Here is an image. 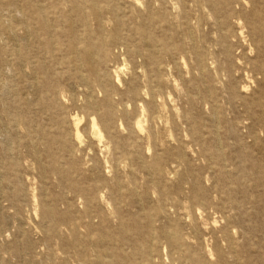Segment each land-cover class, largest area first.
I'll list each match as a JSON object with an SVG mask.
<instances>
[{
	"label": "rangeland",
	"instance_id": "374dc122",
	"mask_svg": "<svg viewBox=\"0 0 264 264\" xmlns=\"http://www.w3.org/2000/svg\"><path fill=\"white\" fill-rule=\"evenodd\" d=\"M134 1L122 0L132 12V7H136L146 16L148 11L139 9ZM208 1L222 9L226 0ZM229 1L236 11L244 5L243 0ZM154 6L163 8L160 3ZM249 9L251 4L245 6V10ZM210 10L198 0H173V6H169L173 30L168 34L177 36L178 44L184 45L182 57L186 66L177 69L173 60H167L164 79L169 78L170 85L159 86L164 100L143 96L156 115L152 120L140 105L135 109L125 95L133 77L141 83L142 90L150 85L145 84L149 62L126 52L131 47L140 54L146 53V38L125 35L128 24L139 26L143 20L115 17V28L120 23L121 32L115 35L114 56L103 61L102 67L122 68L115 95L129 104L126 112L115 103V114L122 116V121L115 119V123L103 117L107 111L105 103L97 110L81 108L78 99L76 104L69 100L71 95L80 96L79 99L82 95L78 89H69L68 85L78 83H68V71H61L59 52L54 53L55 61L38 55L33 64L40 71L55 63L59 70L54 85L66 91L65 97L52 96L45 83L46 75L40 72L35 79L26 81L27 95H22L19 52L24 51L20 36L23 29L18 21L23 15L12 14L5 25L11 30L0 43V60L4 61L0 65V264H50L53 254L64 252L71 257L68 263L75 264L78 258L69 238L57 236L50 229L63 231L70 220L87 211H93L86 217L91 225L81 227V238L95 239L104 227L115 231V236L121 235V225L138 234L164 227L184 242L192 243L195 238L204 241L207 253H212V264L232 261L228 249L231 242L240 264H264V117H251V109L241 101L253 98L263 86L253 83L241 93L247 83L238 62L249 71L255 54L248 44L243 51L234 40L228 46L230 53L225 54L216 29L211 26L219 13L211 17ZM109 21L106 20L105 37H98L104 38L105 43L110 40L113 26ZM152 36L159 39L162 33L153 32ZM33 42L30 36L31 56ZM195 45L207 54L205 71L197 67V55L191 50ZM102 48L94 46L92 50L104 53ZM248 71L246 74L250 75ZM92 117L100 120L103 142L93 136ZM78 120L82 145L76 163L70 160L69 150L79 144L75 138ZM138 121L145 127L143 133L134 128ZM60 163L70 173L80 166L81 176H74L78 181L62 182L53 169ZM155 170H161L162 176H156ZM79 187L82 191L75 194ZM195 192L198 195L193 197ZM202 193L206 194V205L200 200ZM99 196L104 200L102 204H90ZM101 215L106 217L103 224ZM228 220V243L212 242L211 237L221 236ZM195 250L191 252L194 254ZM218 255L225 258L220 261Z\"/></svg>",
	"mask_w": 264,
	"mask_h": 264
},
{
	"label": "bare ground",
	"instance_id": "6f19581e",
	"mask_svg": "<svg viewBox=\"0 0 264 264\" xmlns=\"http://www.w3.org/2000/svg\"><path fill=\"white\" fill-rule=\"evenodd\" d=\"M134 2L139 9L144 8V10L148 11L146 16H144L143 11L135 10L137 9L136 7H132L134 10L132 12L122 0H0V22L2 23H0V43L4 40V36L11 30L10 27H6L5 25L13 17L12 14L23 15L21 20L18 21L23 29V33L20 36L24 51L19 52L21 54L19 79L22 82V95L24 97L27 95L26 81L30 80V78L35 79L37 73L40 72L46 75L45 83L49 87L50 94L54 97L59 95L65 97L66 91L60 85H54L56 83L55 76H57L59 70V68H56L55 63H52L49 69L45 68L40 71L33 64V60L38 55H43L47 60L55 61L54 53L59 52L62 55L60 57L62 64V67L60 64L61 71L63 69L68 71V83L72 84L74 81L78 83L77 85H68L69 89L71 91L78 89L82 95V99H79L80 96L76 97L71 95L69 96V100L76 104L78 99L81 103L80 107L85 109L97 108L99 110V108L101 109L100 105L105 103L107 105L105 111H107L103 117H107L109 120L106 121L110 123H115V119L118 122L122 121V116L115 114V103L126 112L129 110V104L122 103L116 97L114 89L115 83L119 84V81H121L122 68L117 67L115 69V66L110 67L109 65H105L103 69L102 62L109 61L110 57L112 58L114 56L112 48H115V35L121 32V29L119 30L120 23H117L118 26L115 28V17L120 19L122 16H126L132 20L139 18L143 20V24L146 21L144 26L143 24L139 26H130L128 24L125 29V35L130 38L134 35H141L146 38L148 43L146 53L140 54L138 50H134L131 47L126 52L132 57L139 56L146 58V61L149 62L151 67L149 71H146L145 84L148 83L150 85L147 90H142L140 87L141 83L136 77H133L131 82L127 84L125 95L128 102L132 103L135 109L140 105L142 111L147 112L151 120L155 119L154 117L156 115L142 98L144 96V98L150 100H164L165 94L159 86L170 85L169 78L164 79L166 77L164 73L169 66L167 60H173L174 66L177 69H180L181 66L185 68L186 64L182 53L186 49L183 44H178L177 36L168 34L173 30V22L170 20L168 13L169 6H173V0H144L143 2L136 0ZM198 2L203 7L206 6L212 10H210L213 12L211 13V17H214L215 12L219 13V16L216 18V23L211 24V26L214 30L216 29L218 38L223 45L222 50L224 49L225 54L230 53L228 46L232 40L243 51H245L243 48L244 45L248 44L251 48V53L254 52L252 53L255 54L254 58L249 65V71L251 73L247 68L245 70V67H242L240 61L238 62L239 69L243 72V78L247 83V86H243L240 91L241 93L246 92L250 84L253 85V83L262 85L263 89L256 95H253V98H243L241 101L251 109V117L255 115L264 117V0L263 2L261 0H243L244 5H242V9L239 11H236L231 6L229 0L224 1L225 3L222 9L215 8L218 6L213 3L210 5V2H207V0H198ZM156 3H160L163 8L157 9L154 6ZM250 4L251 9L245 10V6ZM258 7L260 10H258ZM125 9H128L129 12L126 13ZM107 19H110L109 22H113V26L109 32L110 40L105 43L104 38L99 40L98 37H105V24ZM143 27H146L149 32H145ZM153 32L162 33V37L159 39L154 38L152 36ZM30 36L34 41L32 56L29 55L31 49L28 48ZM96 41H98V45ZM36 42L39 44H36ZM218 44L221 45L220 43ZM94 46L99 48L103 47L102 49L105 48V52L94 53L92 50ZM191 50L197 55V67L201 71H205L207 68V54L205 52L203 53L198 45L191 47ZM0 65L1 67L4 65L2 59L0 60ZM96 67H98L97 70H95ZM78 71L80 73L85 72L88 76L84 77L83 74H78ZM95 71L97 72L95 73ZM100 71H103L104 74L102 75ZM246 71L250 75H247ZM4 89L6 90V88ZM3 102L6 103L7 100H3ZM3 102L1 107H3ZM212 106L215 107V105ZM216 115L217 112L215 113V117ZM101 120L104 121V118H101ZM91 121L93 136L99 139V142H103L105 136L100 120L92 117ZM79 125L80 120H78L75 131V138L79 144L72 146L69 150L70 160L73 162H76L78 150L82 145V135L79 130ZM134 126L135 130L139 133L145 131V127L141 121L136 122ZM262 127L264 129V126ZM148 135L151 138L153 137L151 132ZM53 169L54 174L62 182L78 181L75 178L76 175L79 174L77 176L79 177L82 174L80 172V166L71 173L65 171L62 163L59 166L53 165ZM155 175L162 176V171L158 170L157 172L155 170ZM79 185L81 184L79 183ZM80 188H76L74 193L78 194L81 192L82 190H79ZM197 195L198 193L195 192L193 197ZM205 196L206 194L202 193L200 197L202 198L200 200L204 201L202 204L206 203L207 198ZM103 201L102 197L99 196L98 201L93 199L90 204H96V202L102 204ZM230 207L232 209L235 208L234 204H231ZM92 212L87 211L78 219L70 220L63 231H59L56 227H51L50 229L57 236H67L69 238L71 248L78 258L75 264H212V261L209 259L212 253H207V246L204 241L202 242L201 239L195 238L194 242L191 240L192 243L184 242L176 234H171L164 227L153 230L148 234L141 232L138 234L135 231H129L126 226L121 225L120 236H115V231L110 232V228L104 227L101 230L103 231L101 235L95 239H92L91 236L81 238V227L83 225H91L89 221H86V217ZM101 219L103 221L102 224L105 223L106 217L104 215H101ZM226 224L228 225L222 229L221 236L214 237L213 235L211 237L212 242L217 240V242L222 241L225 245L228 243V237H230V220ZM193 248L197 249L194 254L191 252ZM228 249H231L229 256L232 260L228 263L240 264V260H236L238 259V253L234 251L235 247L232 242L228 246ZM200 253H202V259ZM218 256L220 261L225 258L222 255ZM70 259L71 257L68 253H55L50 264H69ZM27 264L32 263L28 262Z\"/></svg>",
	"mask_w": 264,
	"mask_h": 264
}]
</instances>
